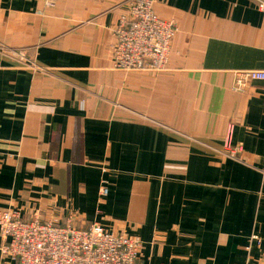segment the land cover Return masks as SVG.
Returning a JSON list of instances; mask_svg holds the SVG:
<instances>
[{
  "label": "crops",
  "instance_id": "obj_1",
  "mask_svg": "<svg viewBox=\"0 0 264 264\" xmlns=\"http://www.w3.org/2000/svg\"><path fill=\"white\" fill-rule=\"evenodd\" d=\"M126 2L0 0V212L97 223L139 239L141 264H264V81L237 88L264 72V12L155 0L167 66L124 72Z\"/></svg>",
  "mask_w": 264,
  "mask_h": 264
},
{
  "label": "built area",
  "instance_id": "obj_2",
  "mask_svg": "<svg viewBox=\"0 0 264 264\" xmlns=\"http://www.w3.org/2000/svg\"><path fill=\"white\" fill-rule=\"evenodd\" d=\"M254 1L264 12V0ZM154 3L155 0H127V14L119 17L113 28L114 69L165 70L177 29L173 22L156 15ZM14 55L20 61L25 59L23 53ZM237 78V88L243 90L246 81H264V72L237 73ZM241 152L239 147L230 149L228 156L235 159ZM107 193L105 186L101 187L100 197ZM0 240V255L11 264H141L139 239L113 235L97 223L79 226L72 214L63 225H58L42 222L37 215L23 220L17 212L1 211ZM256 242L259 245V240Z\"/></svg>",
  "mask_w": 264,
  "mask_h": 264
}]
</instances>
